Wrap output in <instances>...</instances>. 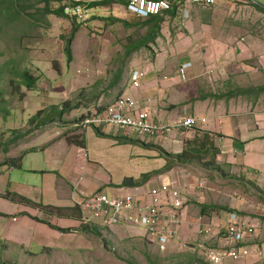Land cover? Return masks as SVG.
Wrapping results in <instances>:
<instances>
[{"label":"crops","instance_id":"1","mask_svg":"<svg viewBox=\"0 0 264 264\" xmlns=\"http://www.w3.org/2000/svg\"><path fill=\"white\" fill-rule=\"evenodd\" d=\"M93 1L101 0H75L84 6ZM127 1L107 0L91 7L96 8V14L91 16H103L99 15V8L108 20L126 19ZM258 7L264 10V0H216L210 6L191 4L186 19L173 9L161 14L164 18L149 47L131 52L125 66L104 70L103 75L92 69L87 73L93 78L89 83L81 73H73L76 90L90 93L86 96L88 102L73 103L72 109L63 114L66 121L75 118L72 123L64 126L56 122L28 144L22 143V150L9 154L16 157L23 153L20 167L0 165V242L20 246L30 253L62 249L68 232L58 231L42 220L85 235L89 232L78 230L80 224L104 228L97 218L83 222L72 213L73 206L81 209L76 202L86 195L98 191L116 196L129 193L143 200L150 191L169 184L184 191L186 212L177 227L176 240L163 248L157 243L154 246L160 251L169 247L180 251L184 250L181 243L187 242L190 252L200 250L202 257L206 249L220 248L221 237L207 239L197 231L201 224L211 221L224 224L231 210L201 211V205H206L203 201L208 188L221 187L227 177L216 170H207L211 173L206 174L194 164L174 163L162 171L167 161L165 154L181 152L183 140L199 130L211 135L218 148L214 164L236 177L233 196L219 202L260 223L257 240L263 249L261 260L249 255L237 260L226 258L220 264L264 263V217L252 209L257 199L253 184L264 191V11ZM187 62L190 66L185 71L186 80H182L178 68ZM136 69L145 72L137 88L130 84L131 72ZM120 95L138 100L151 97L153 121L177 124L192 116L196 123L192 127L179 124L160 137L142 139L109 126L99 129L75 125L77 119L101 111ZM66 129L80 130L82 143H69L66 136L57 135ZM126 178H132L136 184L123 185ZM192 181L201 183L188 191L184 187ZM7 191L29 202L12 201L3 196ZM44 206L63 210L59 215L50 214ZM105 229L118 236L147 237L143 229L124 224Z\"/></svg>","mask_w":264,"mask_h":264},{"label":"rangeland","instance_id":"2","mask_svg":"<svg viewBox=\"0 0 264 264\" xmlns=\"http://www.w3.org/2000/svg\"><path fill=\"white\" fill-rule=\"evenodd\" d=\"M70 2L72 0L50 1L45 6L43 0H0V163H3L10 156L9 154L15 155L22 150V143L28 144L34 136L57 124L56 121L36 128L34 125L36 121L30 123L28 120L37 109L61 102L71 105L80 103L82 100L88 102L89 98L86 96L90 92L85 90L82 93L81 90H76L77 84L72 82L73 73H81L85 76L84 81L87 80L89 83L93 78L87 73L92 69L98 70V73L103 75L104 70L114 71L118 66H125L130 49V46H125V43L130 39H140L148 28L143 18L132 16L128 10L127 18L123 19L124 22H111L104 18L107 14L99 8V15L103 16H91L92 13L96 14L94 13L96 8H91L88 10L86 22H78L75 17L68 14L64 17L54 14L61 4L69 5ZM74 24H79V28L71 44L72 59L67 61L63 51L62 36L67 37ZM143 49L147 48L141 47L135 51ZM23 71L35 77V82L30 89L26 87L22 79ZM66 119L69 120L66 125H70L75 118ZM68 130L59 131L57 135L80 134V130ZM10 150L11 152L8 153ZM22 154L21 152L16 157L20 156L22 159ZM185 164H194L201 168L198 170L206 174L211 173L207 170H216L220 175L227 177L226 183L221 187L208 188V194L204 197L206 202L203 201L210 209L220 210L217 206L227 207L219 201L226 197L231 198L234 194L232 191L235 181L232 176L227 175L230 173L222 169L218 171V168L215 169L212 166L204 167L196 162L179 165ZM195 172L198 174V171L195 170ZM199 183L201 182L192 181L184 188L191 191L196 189ZM255 193L257 199L253 202L252 209L264 217V194L258 190H255ZM57 208L61 209V207ZM227 209L233 210L228 207ZM50 214L58 215L56 212ZM79 214L78 219H81L83 214L81 209ZM99 229L102 236L93 232L77 235L73 233V230H69L65 235L64 248L56 250L47 248L45 253L42 251L30 253L20 246L0 242V262L7 264L14 261L17 264H187L189 255H193L194 260L202 258L200 250L179 251L169 247L160 251L152 241L140 234L118 236L110 229Z\"/></svg>","mask_w":264,"mask_h":264},{"label":"built area","instance_id":"3","mask_svg":"<svg viewBox=\"0 0 264 264\" xmlns=\"http://www.w3.org/2000/svg\"><path fill=\"white\" fill-rule=\"evenodd\" d=\"M215 1L128 0L126 8L141 18L161 15L174 9L181 18L186 19L190 15L188 8L191 4L210 6ZM65 14L75 17L78 22H86L88 17L86 7L79 4L65 7ZM189 66V62L179 66L178 73L182 80H186L185 71ZM144 74L142 70H133L131 86L139 87ZM151 100V97L138 100L129 95H120L101 111L85 114L75 125L99 129L109 126L115 131L120 130L124 135L133 134L138 139L160 137L179 124L186 127L195 125L196 120L192 116L184 117L177 124L153 121L150 117ZM146 197L147 199L138 200L129 193L116 196L98 191L86 195L76 204L83 212V222L97 218L102 226L111 227L124 224L141 228L148 240L163 248L164 245L177 238V227L186 212V196L182 189L167 184L160 189L150 191ZM200 219L198 217V220ZM259 227L258 220L235 210L227 212L224 224L219 221H211L206 225L201 224L197 231L199 235L207 239L221 237L223 244L220 248L206 249V260L211 264H220L226 258L237 260L249 255L262 257L263 250L255 241L259 238ZM241 243L247 244L242 246ZM181 247L190 248L187 242L181 243Z\"/></svg>","mask_w":264,"mask_h":264},{"label":"trees","instance_id":"4","mask_svg":"<svg viewBox=\"0 0 264 264\" xmlns=\"http://www.w3.org/2000/svg\"><path fill=\"white\" fill-rule=\"evenodd\" d=\"M50 1L60 2L62 0H43V2L45 3V6H47V4ZM105 2H107V0L93 1L91 3H88L86 6H87V8H91V7L102 5ZM75 4H77V3L75 1H72V2H70L69 5H75ZM66 6H68V5L61 4L58 7V9L54 11V14L65 16L66 15L65 14V7ZM258 9L263 10L261 7H258ZM160 16L161 15H154V16L144 18V20H143L144 24L148 25L146 33L140 39H130L128 41V43L125 46H127V45L130 46V49L128 52L129 54L131 52L137 50V48H140L141 46L146 47L147 43L149 41H152L156 38V35H157L159 27H160V23L162 21V17H160ZM110 21H112V22L113 21H123L124 22L123 19H119V18H112V19H110ZM78 28H79V24H74L72 26L71 31L69 32L68 36L67 37L62 36V38L64 40L63 51H64V54L66 55L67 61H71V59H72L71 44H72V40H73L74 35H75ZM22 79L24 80V84L26 85V87L28 89H30L35 82V77H32L27 71L22 72ZM70 109H72V105L68 104L66 102H61L59 104H51L47 108H42V109L37 110L35 112V114L32 115L28 121L30 123L36 121L34 124L36 128L40 127L42 125H45L47 123L56 122V121L60 122L62 125L65 126L66 123L69 121H66L65 119H63V114L65 112H68ZM79 119H81V117ZM79 119H77V121ZM66 139L69 143H74V142L82 143V140H83L82 138L79 139V135H75L74 133L67 135ZM217 153H218V148L214 144L213 137L211 135H209L207 132H202V131L198 130L195 132L193 137L185 138L183 140V148H182L181 152H179L177 154H170V153L165 154L167 161H166L165 166L162 168V171L170 168V166L174 163L180 164V163H187V162H196V163H198L204 167H211L212 166V167L218 168V170H221V169H219V167L217 165L214 164L215 155ZM0 165L20 167L21 166V158H20V156L14 157V158L8 157L3 163H0ZM227 175L235 177L232 174H227ZM147 176H148V174L145 175L143 178H146ZM132 184H136V181H134L132 178H126L123 181V185H132ZM253 186L260 193L262 192V194H264V191H262L257 185L253 184ZM3 196L12 200V201L16 200V201L29 202L28 199L14 193V192L7 191L6 193L3 194ZM217 207L219 209L229 210V209H227V207H223V206H217ZM43 208L47 209L49 211V213L56 212L58 215H59V211L61 210L60 208L52 207V206H44ZM206 208H207V205H201V211H205ZM72 210H74V212H72V213L75 216H79V210H78L77 206L76 207L73 206ZM35 219L40 220L37 218H35ZM42 221L47 223L48 225L54 227L56 230L61 231V232H69V230L72 229L70 227H67V228L57 227L56 225H54L48 221H45V220H42ZM77 229L81 230V231H85V232H93L94 234H96L98 236H102L98 226H96V225L83 223V224H80V226ZM193 258H194L193 255H189V257L186 260L187 264H210L203 257L200 259L199 258L195 259V260ZM260 260H258V261H260ZM0 264H7V263L0 262ZM11 264H17V263L14 261ZM177 264H184V263H177ZM262 264H264V263H262Z\"/></svg>","mask_w":264,"mask_h":264},{"label":"clouds","instance_id":"5","mask_svg":"<svg viewBox=\"0 0 264 264\" xmlns=\"http://www.w3.org/2000/svg\"><path fill=\"white\" fill-rule=\"evenodd\" d=\"M73 1V0H72ZM78 4V3H77ZM127 4V3H126ZM79 5H81V4H79ZM68 6H70V5H68ZM84 6V5H83ZM67 7V6H66ZM86 7V6H85ZM86 9H87V7H86ZM87 14H88V9H87ZM152 16H154V15H152ZM150 17V16H149ZM88 18V17H87ZM147 18V17H146ZM79 206V205H78ZM81 218H82V216H81ZM104 228H108V226H103ZM256 242H257V244L259 245V241L256 239L255 240ZM260 246V245H259ZM261 247V246H260ZM262 248V247H261ZM263 250V249H262ZM262 257H263V255H262ZM262 257H260L259 258V260L262 258ZM203 258L206 260V257H205V255H203ZM207 261V260H206ZM208 262V261H207ZM211 264V263H210Z\"/></svg>","mask_w":264,"mask_h":264}]
</instances>
